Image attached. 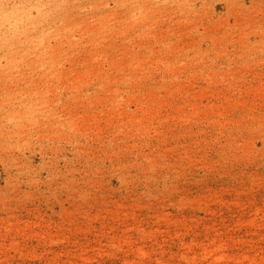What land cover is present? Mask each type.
<instances>
[{
  "label": "rangeland",
  "instance_id": "obj_1",
  "mask_svg": "<svg viewBox=\"0 0 264 264\" xmlns=\"http://www.w3.org/2000/svg\"><path fill=\"white\" fill-rule=\"evenodd\" d=\"M0 264H264V0H0Z\"/></svg>",
  "mask_w": 264,
  "mask_h": 264
}]
</instances>
